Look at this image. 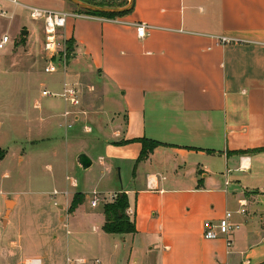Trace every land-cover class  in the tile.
Listing matches in <instances>:
<instances>
[{
  "label": "crops",
  "instance_id": "obj_1",
  "mask_svg": "<svg viewBox=\"0 0 264 264\" xmlns=\"http://www.w3.org/2000/svg\"><path fill=\"white\" fill-rule=\"evenodd\" d=\"M20 2L73 15L61 30L74 42L63 84L55 79L43 90L61 93L65 82L75 84L81 104L36 99L35 112L21 113L20 149L7 148L6 158L10 152H23L21 164L48 158L50 172L63 167L66 180L72 152L77 166L80 154L91 159L85 171L97 158L103 169L97 185L127 193L137 226L131 247L125 238L113 240L101 264H264V0H134L132 12L120 18L150 25L144 39L132 25L82 16L66 0ZM22 10L29 13L0 0L5 19ZM22 29L19 24L15 35ZM33 30L25 36L28 46L44 32L43 22ZM222 37L236 41L221 44ZM143 140L160 145L138 161ZM114 171L127 172L120 188ZM66 189L72 198L87 195ZM19 206L13 199L0 220L5 233L20 222ZM226 211L239 228L205 239L204 223L216 224ZM104 222L102 214L101 228L92 227L102 239L114 235L102 230ZM22 239L21 233L18 241L0 240V264H53L47 250L27 254Z\"/></svg>",
  "mask_w": 264,
  "mask_h": 264
},
{
  "label": "rangeland",
  "instance_id": "obj_2",
  "mask_svg": "<svg viewBox=\"0 0 264 264\" xmlns=\"http://www.w3.org/2000/svg\"><path fill=\"white\" fill-rule=\"evenodd\" d=\"M68 7L73 9L70 4ZM22 11L18 12V17L12 21L5 19L6 17L0 13V40L6 32L12 39L5 49H0V150H4L0 152V157L5 154V158L8 154L7 148L17 151L21 147L20 140L24 134L20 121L22 110L35 112L33 106L36 99L40 103L56 99H49L41 94L44 87L52 88V80L56 79L60 86L63 84L62 71L53 75L46 74L44 71L46 64V55L43 50L44 32L40 30L38 38L34 37L29 46L22 41L24 36L21 33L15 35L19 24L24 26L22 30H31L32 33L34 24H37L30 18L29 13ZM21 153L23 152H10V155L4 158L5 161L0 164V220L8 216L13 206V199L19 202L20 210L18 211L21 214L20 222L15 228H10L5 233L0 227V240L4 237L8 242L11 239L18 241L22 233V243L27 248L26 253L34 256L38 250L41 254L47 250L55 259L53 264H66L67 257L72 261L82 258L88 264H101V254L104 249L114 247L113 240L122 241L125 238L127 239L126 247H131L132 235H109L108 238L102 239L101 233L94 232L92 229L93 226L101 228L103 203L98 208H92L91 195L94 192L103 193L104 196L112 195L108 186L97 185L98 178H101L103 172L97 158L96 165L85 171L75 163L76 152L71 153L68 173L79 185L73 189L70 187L71 181L67 182L65 178L63 167L57 166V169L61 170L51 173L49 166L52 163L48 158L43 157H34L28 163L21 164ZM114 174L119 180L118 188H120L121 181L125 182L127 172L122 174L114 171ZM66 186L70 192L84 191L87 194L86 197L84 195L86 198L84 204L74 213L69 211L73 200L72 194L67 197L61 195L67 191ZM54 191H58L60 195L53 197ZM120 193L122 192H118V195ZM67 198L68 201L72 198L70 203ZM130 211V209L127 210L128 214L133 216ZM63 217L66 219L64 220ZM68 230L70 234H67ZM46 235L49 239L54 235L57 238L55 240L52 238L50 242L43 245L31 242L33 238ZM136 241L134 239L135 245Z\"/></svg>",
  "mask_w": 264,
  "mask_h": 264
},
{
  "label": "built area",
  "instance_id": "obj_3",
  "mask_svg": "<svg viewBox=\"0 0 264 264\" xmlns=\"http://www.w3.org/2000/svg\"><path fill=\"white\" fill-rule=\"evenodd\" d=\"M16 5H21L29 11L30 18L35 22H43L44 24V42H43V50L46 55V64L44 66V71L46 74L53 75L60 71L65 72L68 64L69 57L66 51V41L62 40L63 35L61 30L66 27L68 18L73 15L65 12V11H55L48 10L42 8H36L31 6H26L21 4L20 0H7ZM1 15L5 16V12L1 11ZM82 16H88L85 14H80ZM108 21L118 25H132L135 27L137 36L140 39H144L150 35V31L152 27L146 23H128L121 19L120 17L115 18H106ZM61 34V35H60ZM64 39V38H63ZM236 40L230 39L227 37H222L219 40L221 44H227L230 42H234ZM12 39L9 35L5 34L2 36L0 40V49H5L10 43ZM43 96H48L52 98H61L64 102L70 104L73 107L80 106L81 100L79 96L78 87L75 84L65 82L62 88L61 93H55L48 89L42 91ZM65 116H70L71 112L66 111ZM71 127V125L69 126ZM67 180L71 181L70 178ZM227 184V182H226ZM72 186L77 187L76 183H72ZM53 197L60 195L58 191L53 192ZM63 196H68L69 193L66 191L65 193H61ZM118 196V193L112 194L110 196H104L101 193L94 192L91 197V207L97 208L101 203L104 202H112ZM241 213H245V210H241ZM233 214L231 211H226L224 217L220 219L216 224L211 222L204 223V238L207 240H216L221 236H228L232 231L239 228V226L233 224L231 219ZM228 247L231 246V242H227ZM99 263V261L97 260ZM26 264H41L39 259H34L28 261ZM68 264H80V261H72L68 259ZM249 264V262H246Z\"/></svg>",
  "mask_w": 264,
  "mask_h": 264
},
{
  "label": "trees",
  "instance_id": "obj_4",
  "mask_svg": "<svg viewBox=\"0 0 264 264\" xmlns=\"http://www.w3.org/2000/svg\"><path fill=\"white\" fill-rule=\"evenodd\" d=\"M67 1V0H66ZM86 3L99 6V7H108V8H118L126 6L129 0H81ZM74 10L79 14H85L88 16L100 17V18H115V17H122L125 16L130 12L123 13V14H102V13H94L89 11L81 10L75 6H73ZM22 41H26V37H23ZM73 40H69L66 42V48L68 51V56H71L73 50ZM143 149L138 161H142L148 157V155L157 148L160 143L150 141V140H143ZM0 152H4V150H0ZM5 158V154L1 155L0 163ZM84 195L82 193H77L73 197L71 202V206L69 211L74 213L75 210L84 203ZM103 215L105 218L104 225L102 230L107 234H114L120 236L126 235H134L137 233V226L136 220L134 216H130L127 213V210L130 207L129 197L125 192L120 193L117 198L112 202H104L103 203Z\"/></svg>",
  "mask_w": 264,
  "mask_h": 264
},
{
  "label": "water",
  "instance_id": "obj_5",
  "mask_svg": "<svg viewBox=\"0 0 264 264\" xmlns=\"http://www.w3.org/2000/svg\"><path fill=\"white\" fill-rule=\"evenodd\" d=\"M67 1L81 10L102 14H123L132 11L134 8V0H129L126 6L118 8L99 7L81 0ZM21 34L25 37L28 34V31L23 30ZM77 164L81 169L86 170L91 167L92 161L86 154L82 153L77 158Z\"/></svg>",
  "mask_w": 264,
  "mask_h": 264
}]
</instances>
